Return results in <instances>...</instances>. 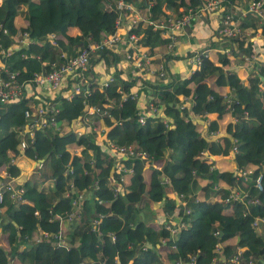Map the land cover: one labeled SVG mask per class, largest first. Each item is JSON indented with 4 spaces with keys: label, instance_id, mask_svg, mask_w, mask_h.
Here are the masks:
<instances>
[{
    "label": "trees",
    "instance_id": "obj_1",
    "mask_svg": "<svg viewBox=\"0 0 264 264\" xmlns=\"http://www.w3.org/2000/svg\"><path fill=\"white\" fill-rule=\"evenodd\" d=\"M116 1L0 0V51L10 48L8 55L0 53V64L6 70H0V75L13 72L25 83L32 73L48 71L50 62L64 63L88 41L112 33L119 16L125 32L121 31V37L134 32L137 44L152 52L159 45L165 46L167 39L149 22L166 17L165 10L178 16L201 6L200 0H120L131 5L129 11L116 8ZM247 1L219 2L226 11ZM133 15L139 18L128 28L127 18ZM258 20L249 13L239 20L241 33L232 38L215 36L211 47L202 48L212 52H206L193 72L183 77L168 67V53L158 61L164 64V76L148 79L147 72L139 77L134 70V74L130 63L133 75L128 78L116 68L124 59L118 48L126 42L94 52L82 71L77 94L69 98L59 92L48 99L40 96L58 109L54 118L62 124L60 132L35 129L29 138L23 134V111L29 98L22 95L0 104V167L4 166L7 175L0 180L14 179L19 173L9 154H17L19 141L26 143L21 152L25 157L41 160L40 167L35 166L21 185L25 202L11 198L8 191L1 195L0 232L8 249L0 246V264L10 260L19 264H163L155 258L162 240L174 246L166 254L169 264L185 263L196 251L194 264H231L236 254L240 264L264 263V225H252L257 217L264 218V59L253 48L257 28L264 34V25ZM19 32H26L31 42L17 45ZM126 53H132L130 47ZM245 57L251 65L247 85L229 78L227 72L231 60L242 62ZM102 76L111 77V81L100 88ZM137 79V93L147 97L144 108L137 105V98L129 96ZM226 87L228 101L221 96ZM148 102L154 104L156 112L145 115L140 124L139 113H145ZM87 106L97 109L89 118L98 130L83 120ZM101 110L106 114L101 115ZM227 111L236 121L224 124L221 141L210 139L206 134L221 128L220 119ZM205 117L210 119L208 124L200 120ZM99 119L104 126L101 131ZM232 138L236 141L232 154L235 171L215 168L213 162L205 160L204 153L223 159L231 150ZM108 142L132 145L144 156L116 158ZM160 161L159 168L151 167L147 186L144 167ZM116 164L131 170L126 185L114 170ZM248 167L250 171L240 177ZM256 179L260 188L255 186ZM108 180L118 185L115 192ZM165 187L172 190L174 198L165 196ZM231 189L246 196L242 201L225 203ZM154 204L160 213L177 215L186 222L173 239L165 228L167 219L158 228L146 223L154 213ZM62 223L67 227L64 235ZM35 227L48 235L35 241ZM230 238L236 242L222 245Z\"/></svg>",
    "mask_w": 264,
    "mask_h": 264
},
{
    "label": "built area",
    "instance_id": "obj_2",
    "mask_svg": "<svg viewBox=\"0 0 264 264\" xmlns=\"http://www.w3.org/2000/svg\"><path fill=\"white\" fill-rule=\"evenodd\" d=\"M201 6L198 9L188 8L181 15H173L167 14L163 19L156 22H149L152 25L153 29L159 30L161 35L167 39L165 43L166 51L174 52V45L177 40V35L186 27L190 26L196 20H202L205 18H210L212 16H217L218 26L216 28V34L218 36H223L227 38H232L241 33V28L239 26L240 18H243L245 15L249 13H253L256 17L259 18L258 23L264 25V0H248L245 6L234 5L228 8L226 11L221 10L220 0H200ZM116 8H126L129 11H132V7L130 4H123L122 1H116ZM220 11H222L220 13ZM137 15L129 16L127 18L129 24L128 28L133 26L136 23ZM121 31L124 32L122 27V20L119 16L115 21V30L112 33L108 34L106 37L95 40L88 41L87 44L80 48L78 52L66 62L57 64L55 61L49 63V69L46 72H34L27 79V81L21 82L16 78V73H6L5 77L0 75V104L10 103L12 101H16L20 98V96L24 95L29 98L30 102L28 107L23 111L24 124H23V134L27 137H31L33 130L35 129H45L51 128L52 130L61 131L62 124L61 122L55 120L54 115L57 113L58 109L55 104L49 103L44 99H40L42 95H36L34 90H39V88H47L48 94H43L48 98H50L55 93H61L66 98L71 97L73 94H77L79 92V85L82 81V71L86 70L88 65L89 57L96 51L102 50L104 48H111L113 44L117 42H126V47H130L132 53H126L125 59L131 66L140 71L147 72L150 76L154 78L161 79L164 76L163 68L164 64L160 62L155 71H151L149 69V64L151 63V59L148 54L142 51L141 46L137 44L138 36L133 32L126 34V38L121 37ZM125 33V32H124ZM248 33H246L247 35ZM52 38V35H49ZM258 39L261 43L264 44V34L261 33L260 28L254 32L253 38ZM52 40V39H50ZM31 42L28 39L26 32H19L16 35V44H29ZM52 42V41H51ZM224 54L228 55V50H222ZM1 54L8 55L10 53V48L7 51H0ZM206 57L207 53L195 50L186 58L187 65L189 68L187 69V76L193 72L194 68L200 64L201 58ZM244 61L250 63L249 58L245 57ZM0 70L6 71L5 68L0 64ZM75 79V80H74ZM77 79V80H76ZM70 81L71 89L66 92L65 86L63 84L65 81ZM111 81V77H108L103 82L100 83L99 87H105L107 82ZM63 87V88H62ZM24 90V92H22ZM65 91V92H64ZM137 89L134 88L129 92V96L133 99L137 98ZM209 98H212L211 96ZM222 98L228 101V96L226 93L222 94ZM231 108V107H230ZM96 107L87 106L85 107L84 122L92 126V130H98L96 125H93L89 116L93 113H97ZM156 112V107L153 103L148 102L145 113H139L138 122L143 124V119L145 115H153ZM106 111L101 110V115H105ZM236 121V119H235ZM100 123L101 120L99 119ZM165 124L166 121L163 120ZM208 124V122H206ZM101 131V129H99ZM214 132L210 131V135H213ZM236 141L233 139L231 154L236 152L235 144ZM109 151L115 155L116 158L126 159L130 156H144V153L141 151H135L132 145H115L113 143H107ZM26 147V143L24 141H19L16 145V149L18 152H22V150ZM34 167H40L41 161L33 160ZM114 170L119 172V178L122 181V173H130V169H124L120 166V164L114 166ZM246 171L243 170L240 173V177H244L246 175ZM166 182V180H164ZM108 185L111 186L112 191L115 192L118 189V185L116 183L108 180ZM255 186L260 188L258 183V179H256ZM4 191H8L10 193V197L15 199L18 202H25L21 197L23 193V188L20 184L14 182L13 179H6L4 181L0 180V199L1 195ZM67 195V193H66ZM181 196V195H180ZM246 196L244 192H240L237 189H231L229 194L224 198L225 203H230L232 201H242ZM77 198H81V194L77 195ZM72 205L76 207V202L73 200ZM188 213V210L185 211ZM35 215V212L33 213ZM255 224H263L264 218L257 217L252 225ZM186 222L183 220H177L174 227L165 226V228L169 231L170 234H174L177 232L179 228L185 227ZM48 233L41 232L38 236H36L35 241H38L40 236H47ZM55 237V235L52 234ZM63 243L62 241H60ZM171 249L174 248L173 245L169 246ZM216 250H220L219 246H216ZM189 255L188 260L185 263L178 264H194L195 254ZM231 264H240L237 259V254L230 259ZM244 264H253L252 262H246ZM264 264V263H260Z\"/></svg>",
    "mask_w": 264,
    "mask_h": 264
},
{
    "label": "crops",
    "instance_id": "obj_3",
    "mask_svg": "<svg viewBox=\"0 0 264 264\" xmlns=\"http://www.w3.org/2000/svg\"><path fill=\"white\" fill-rule=\"evenodd\" d=\"M244 3L246 4V2H244ZM245 4H241V6H245ZM165 12L167 14H174L172 10H165ZM217 26H218L217 16H212L208 19L205 18L202 20H200V19L196 20L193 23H191L190 26L183 29L177 35V40H176L175 45H174L175 55L173 56L172 59L168 58L166 60L168 67L173 72L179 73L181 75V77H183L184 75H187V69L189 68V66L187 65V62L185 60H186L188 54H191L195 50H200V51H203L205 53L208 51L212 52V51H210V49H202V48L203 47L204 48L211 47L210 46L211 42L214 41L216 38L215 36H217V34H216ZM255 40H256V44L253 47L254 52L259 53L261 58L264 59V44L261 43L258 39H256V37H255ZM141 49L146 54H148L150 59H151V63L149 64V69L151 71H155L157 69L158 64H159L158 61H160L162 59V55L164 53H166V47L163 44L159 45L152 52H150V50L146 47L145 48L141 47ZM125 50H126V44L125 43L123 44L122 47L120 46V48H118L119 56H124V59L122 57V59L119 61V63L116 64V68L119 70L121 76H123L124 78L125 77L128 78L130 76V74L133 75V72L135 74L134 70H136V69H134L133 67H130V69L133 72L131 70H129V67H128L129 63L126 61L125 55H124ZM207 55H208V53H207ZM155 65H156V67H155ZM227 69H228L227 72L229 73V78H231V79L237 78V79H239V81L243 85H247V76L249 75V72L251 70L250 63H247L246 61L238 62L236 59L233 61L231 60V64L227 66ZM98 70H99V72L101 71L103 73L101 67H99ZM136 72L139 74V77L142 76L140 71L136 70ZM105 75L106 74H104L103 76H105ZM103 76H102L101 81H99L100 83L106 79V77H103ZM146 76L149 77L148 79H152V78L154 79V77L150 76L149 74H147ZM138 79L136 80V84H137V85H135L136 89L139 88L138 87ZM67 83H68V81L66 80L65 83L63 84V86H65ZM70 89H71V87L69 85V87H67L65 89V91L68 92ZM225 91H226L225 93L228 95L229 89L227 87H226ZM137 92H138V89H137ZM34 93L36 95L48 94V89L47 88H39V90L35 89ZM146 98L147 97L145 94H143V92H140V94H137V105L140 108H144V106H145L144 103H145ZM180 98L181 97L179 96L178 99H180ZM200 120L206 123V122H209L210 119H209V117H205V118H201ZM228 120L235 122V118L231 115V113L229 111H227V114L223 115L222 119H220V123L222 125L221 128L216 130V131H213L214 132L213 135H210V131H209L206 134V136H208L210 139H215V141H217V142L221 141L222 136L224 135V124H226V122ZM98 125H99V128L101 130L104 129L102 122H100V123L98 122ZM232 141H233V138L231 139V142ZM9 154H10V157L13 156V160L12 159L11 160L19 169L18 175L13 180L15 183L22 185L26 181V179L30 176V174L33 173L34 161L25 157L21 152H17L16 155H14L11 152ZM203 155L206 158L205 160L207 162H213L215 168H219L221 170H226V171H235L236 170L235 164L232 160V154L231 153H229L227 155H222L224 157L223 159H218V157H215L216 155L209 156V155H206V153H204ZM161 164H162V162L160 161V162L153 163V165H151L150 167H147V164L144 167L143 176H144V181H145L147 186L150 183V178H151V169L150 168L155 167L157 169L161 166ZM116 165H118V164H116ZM250 169H251V167H248L244 170L246 172H249ZM0 176L3 178L5 176H7L6 172L4 170V166L0 167ZM122 177H123L122 182L124 185H126L129 182L130 173L124 172V173H122ZM202 182L203 181L199 180V183H202ZM47 183L50 184V182H47ZM164 193H165V196L169 199H172L175 197V194L172 192V190L169 187H165ZM153 206H154V213L151 214L149 220L146 222V223L150 224L153 228H158L159 225H162V223L166 219H167V221H169L172 224H175L176 221L178 220L177 215H171L170 214V215L166 216L164 213H160L159 210H155L158 205L154 204ZM34 218H35V216H32V217H30V220L33 221ZM167 221L165 222V226H170L169 223H167ZM61 225L62 226H60V228H61V231H63L62 233L64 235L66 233L67 227L63 223ZM34 229L35 230H34L32 236L35 239L36 236H38L40 234V230L38 228L36 229V227ZM175 234L176 233L170 234V238L173 239ZM235 242H236L235 238H230V239L226 240L224 243H222V245L226 244V243L234 244ZM0 246L4 249H8V244H7L5 235L2 234L1 232H0ZM170 251H171V248L165 244L164 240H162L161 244H159V246L157 247V249L155 251V258L157 260H160V262H163V264H169L166 261V254H167V252H170ZM9 264H19V263L15 260H10Z\"/></svg>",
    "mask_w": 264,
    "mask_h": 264
},
{
    "label": "rangeland",
    "instance_id": "obj_4",
    "mask_svg": "<svg viewBox=\"0 0 264 264\" xmlns=\"http://www.w3.org/2000/svg\"><path fill=\"white\" fill-rule=\"evenodd\" d=\"M166 53H168V56H171V57H169L170 59H172L173 56L175 55L174 52H168V51H166ZM154 168H155V167H154ZM150 169H151V168H150Z\"/></svg>",
    "mask_w": 264,
    "mask_h": 264
},
{
    "label": "water",
    "instance_id": "obj_5",
    "mask_svg": "<svg viewBox=\"0 0 264 264\" xmlns=\"http://www.w3.org/2000/svg\"><path fill=\"white\" fill-rule=\"evenodd\" d=\"M39 161H41V160H39Z\"/></svg>",
    "mask_w": 264,
    "mask_h": 264
},
{
    "label": "clouds",
    "instance_id": "obj_6",
    "mask_svg": "<svg viewBox=\"0 0 264 264\" xmlns=\"http://www.w3.org/2000/svg\"><path fill=\"white\" fill-rule=\"evenodd\" d=\"M235 175V174H234Z\"/></svg>",
    "mask_w": 264,
    "mask_h": 264
}]
</instances>
